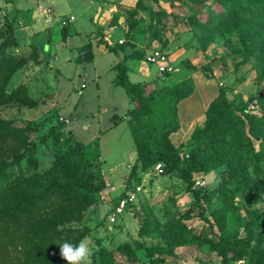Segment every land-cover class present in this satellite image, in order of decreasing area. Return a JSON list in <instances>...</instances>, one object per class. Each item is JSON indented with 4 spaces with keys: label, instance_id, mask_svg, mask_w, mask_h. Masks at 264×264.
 I'll return each instance as SVG.
<instances>
[{
    "label": "rangeland",
    "instance_id": "1",
    "mask_svg": "<svg viewBox=\"0 0 264 264\" xmlns=\"http://www.w3.org/2000/svg\"><path fill=\"white\" fill-rule=\"evenodd\" d=\"M231 1L0 0V56L24 62L0 82V99L11 98L0 103V120L34 127L30 151L8 174L66 181L74 173L104 183L89 196L81 219L66 225L86 229L82 239L92 249L90 264H101L105 253L115 264H151L154 258L160 259L156 264H220L200 243L176 247L172 255L156 252L169 240L217 241L225 235L236 239L235 250L258 251L239 260L229 252L234 260L227 264H264V159L255 155L264 154V141L251 137L248 126L253 149L243 148L234 167L211 168L203 161L207 170L193 174L201 208L168 170L170 163L131 174L137 148L145 144L160 151L166 138L180 165H188L200 151L192 134L204 127L206 110L220 92L233 115L245 120L246 114L263 115L256 98L264 94V19L253 17L259 13L253 0H239L242 10ZM65 26L69 37L63 41ZM245 33L253 34L250 40ZM99 38L143 54L158 48L179 70L160 76L146 61L133 63L130 81L148 98L138 123L129 113L121 117L130 99L110 69L118 57L95 45L82 50ZM23 97L33 105L22 103ZM99 131L105 132L100 142ZM128 193L133 200L117 212L120 195ZM147 249L155 252L152 258Z\"/></svg>",
    "mask_w": 264,
    "mask_h": 264
},
{
    "label": "trees",
    "instance_id": "2",
    "mask_svg": "<svg viewBox=\"0 0 264 264\" xmlns=\"http://www.w3.org/2000/svg\"><path fill=\"white\" fill-rule=\"evenodd\" d=\"M227 1L230 2V0ZM231 2H234L233 5L239 6V10H242L239 0ZM223 3L221 2V4ZM252 3L257 5L259 10V13L253 17L258 16L264 19V0H253ZM239 20H243V17H240ZM242 22L245 23V20ZM262 30L264 31V28ZM252 35L245 33L248 40ZM61 36L63 41L69 37L66 26L62 27ZM242 42L245 44L244 40ZM98 44L116 56L122 54L112 70L117 74L116 84L124 88L132 102L137 103L128 113L129 117L133 118L132 121L138 123L139 118L146 114L148 98L144 96L138 83H132L129 80L128 68L124 62L128 59L145 61V55L137 51L125 55V47L122 43L111 47L102 38H99ZM23 65L24 62L12 56L6 58L0 56V82L8 80ZM184 96L186 95H180V97ZM10 100L11 98L0 99V103ZM256 100L264 106V94L258 95ZM22 103L33 105V102L27 97L23 99ZM262 111L261 117L255 118L246 114V120L241 119L232 114L231 104L226 100L224 93L220 92L206 110L204 127L192 134V139L197 142L200 151L192 154L188 165L184 167L180 165L175 147L166 138L164 147L160 151L154 152L145 144L137 148L131 174L134 175L139 167L144 169L159 161L163 165L170 163L168 170L177 173L178 178L186 184L187 191L197 202V206L201 208L198 203L199 192L193 188V174L207 170L202 165L203 161L211 168L221 165L234 167L241 158L240 153L243 148L253 149L250 137L245 132L246 126L249 128L251 137L264 141V109ZM33 128L31 123L24 128H15L8 121L0 120V264H67L60 256V246L64 242L79 244L87 231L66 225L81 219L85 204L88 199L90 200L89 196L101 192L104 189V183L95 184L89 179L80 180L74 173H70L66 181L45 175L10 178L8 169L12 165H18L30 151L28 135L33 131ZM255 155L257 158L264 159V154L256 153ZM154 157L156 159H153ZM75 192L77 196H70ZM124 197L126 194L120 195L121 199ZM202 214L203 210L200 214L201 217L212 227V224ZM215 221L220 223L218 218H215ZM234 240L236 239H231L227 235L220 237L217 241L200 239L197 236L175 243L169 240L167 246L156 254L172 255L174 248L191 243L207 245L211 252L221 258L220 264H227L234 260L233 257H228L229 252H235L237 260L244 255L258 254L256 249L250 252L235 250L233 244L236 245V241ZM146 252L148 258H152L155 254L151 249H147ZM104 255L105 258L101 264H115L110 253ZM159 262L158 258L150 261L151 264Z\"/></svg>",
    "mask_w": 264,
    "mask_h": 264
},
{
    "label": "built area",
    "instance_id": "3",
    "mask_svg": "<svg viewBox=\"0 0 264 264\" xmlns=\"http://www.w3.org/2000/svg\"><path fill=\"white\" fill-rule=\"evenodd\" d=\"M68 20H72V17L68 18ZM62 24H66V22L63 20ZM145 61L150 64L154 65L157 68V72L159 75H171L174 72H178V68H175V66L171 65V63L168 61V57L165 52H163L160 49H152L147 55H145ZM157 169L159 173L163 172V165L161 163H158ZM134 196L132 193L126 194V197L120 200L119 207H117L116 211L120 212L125 204L128 202H131L133 200ZM241 263V261H239Z\"/></svg>",
    "mask_w": 264,
    "mask_h": 264
},
{
    "label": "clouds",
    "instance_id": "4",
    "mask_svg": "<svg viewBox=\"0 0 264 264\" xmlns=\"http://www.w3.org/2000/svg\"><path fill=\"white\" fill-rule=\"evenodd\" d=\"M60 256L67 264H90L92 249L86 240L79 244L64 242L59 248Z\"/></svg>",
    "mask_w": 264,
    "mask_h": 264
},
{
    "label": "crops",
    "instance_id": "5",
    "mask_svg": "<svg viewBox=\"0 0 264 264\" xmlns=\"http://www.w3.org/2000/svg\"><path fill=\"white\" fill-rule=\"evenodd\" d=\"M73 18V17H72ZM72 21V20H71ZM122 43V42H121ZM120 44V43H119ZM93 45H95V46H97V47H99V49H100V51L104 54V53H109V52H107V50L104 48V46H102V45H99L98 43L97 44H90V46L89 47H87V48H85V49H82V50H86V49H89L90 47H92ZM112 47V46H111ZM132 49V47H130L129 45L128 46H126L125 47V52H124V54L125 55H129V54H131V53H133L134 51H136V49H133L132 51H131V49ZM154 49V48H153ZM129 50V51H128ZM152 49H150L147 53H144V55H147L150 51H151ZM118 57V59H117V62H118V60L120 59V57H122V54L120 53L119 54V56H117ZM117 62H115L113 65H112V67L117 63ZM134 62H137L136 60H130V59H128L127 61H125L124 62V64L127 66V68H128V72H127V74L129 75V80H130V74H131V69L133 68V63ZM139 62V61H138ZM148 65H150V64H148ZM112 67L110 68L111 70H112ZM116 83V82H115ZM133 83V82H132ZM130 99V98H129ZM129 106L127 107V110L125 111V113H123V116H121V117H124L125 116V114H127L128 112H129V110L135 105L134 104V102H132L131 101V99L129 100ZM119 117L118 115H114V119H116L117 117ZM116 122V120L115 121H113V124L110 126L111 127V131L112 130H115L114 129V123ZM100 132V131H99ZM104 133L105 132H100L98 135H99V137H97V138H95L96 140H99L98 138H103V135H104ZM95 139H93V140H95ZM93 140L92 141H90L89 143H91V142H93ZM101 140V139H100ZM100 140H99V142H100ZM102 141V140H101Z\"/></svg>",
    "mask_w": 264,
    "mask_h": 264
}]
</instances>
